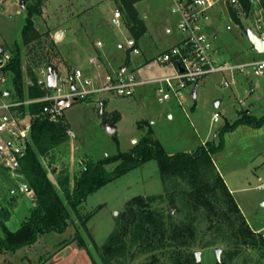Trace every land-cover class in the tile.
<instances>
[{
    "label": "rangeland",
    "instance_id": "374dc122",
    "mask_svg": "<svg viewBox=\"0 0 264 264\" xmlns=\"http://www.w3.org/2000/svg\"><path fill=\"white\" fill-rule=\"evenodd\" d=\"M20 1L0 0V46L9 54L15 44L20 43V32L26 17L28 0H23V8ZM171 6L170 0H142L135 4L146 31L135 44L139 54L130 55V35L121 0H45L41 14L34 17V26L42 35L41 39L30 48L22 49L25 84L30 81L28 70L36 78L40 70L48 67L46 58L57 68L60 76L72 68L86 67L88 59L93 56L100 58L98 68L93 70L99 74L125 66L127 72L133 70L141 75L146 68L150 77L171 73V68L166 69L150 59L156 52L171 47L180 36ZM117 8L123 15L121 28L111 24L112 12ZM244 24L249 25L248 21L241 22V26ZM213 25L217 37L212 42L230 62L243 63L264 58L253 49L244 29L242 32L232 25L231 30H226V21H214ZM58 33H61L59 39L56 38ZM98 41L102 43L100 48L96 47ZM146 61L148 63L143 65ZM220 81V75H210L198 81L194 98L191 85L183 93L180 104L173 98L159 102L157 83L138 86L132 97L102 93L87 101L73 103L65 111L63 122H67L66 129H71L74 137L70 140L67 135V142L55 151L60 158L56 169L67 166L72 176L80 169L84 159L98 162L128 153L148 131L167 154L189 153L201 144L213 141L225 123H232L245 111L256 118L264 116V75L240 79L231 88L220 86ZM6 87H12L10 76ZM245 90L248 92L245 93ZM54 92V89L47 90L49 94ZM102 99L105 100L103 105ZM240 100L243 103L240 104ZM216 101H220L217 108L214 107ZM214 113L219 114L218 122L212 121ZM104 120L115 123L114 133L106 131ZM213 163L228 189L232 190L231 194L249 227L264 236V189H256L264 181V130L240 125L227 132L223 150L213 157ZM114 166L115 163L108 164L106 169L112 170ZM163 193L158 164L149 160L87 196L78 211L81 214L93 212L86 227L94 244L101 247L115 230L117 218L124 211L127 201L137 196ZM180 199V195L176 194L174 220H179L183 213H190V209L183 208ZM169 206L168 200H162L152 207L168 213ZM0 207V220L8 230L15 231L29 215L33 203L26 198H16L12 204L0 203ZM179 209L182 213L177 212ZM4 213L9 216L7 220L3 219ZM206 226V223L198 226L194 241V249L201 251L200 264H219L215 247L221 248L223 264H242L241 259L227 260L228 248L224 244L203 248V243L211 235ZM84 238L88 242L86 236ZM91 250L95 264H102L98 253ZM248 255L250 264H264V246L260 253L251 251ZM149 262L145 255H129L122 263L119 259L114 264Z\"/></svg>",
    "mask_w": 264,
    "mask_h": 264
},
{
    "label": "trees",
    "instance_id": "16d2710c",
    "mask_svg": "<svg viewBox=\"0 0 264 264\" xmlns=\"http://www.w3.org/2000/svg\"><path fill=\"white\" fill-rule=\"evenodd\" d=\"M44 1L28 0L20 43L15 44L5 67L19 100L46 94V90L36 85L31 70H28L30 81L26 85L22 70L23 47L30 48L42 36L35 29L34 17L41 14ZM140 1L121 0L126 11L125 23L134 47L146 31L134 7ZM231 15L240 24L233 11ZM46 63L57 70L47 58ZM43 105L39 103L28 107L29 113L35 116L30 130L31 142L19 158V171L33 191L35 201L29 215L15 231L8 230L0 220V252H15L30 246L40 236L50 232L63 233L69 222H73V240L91 256V249L96 251L102 264H114L119 259L122 263L129 255H145L152 264H195L194 252L197 250L194 249V241L201 223L207 224L206 230L211 234L203 243V248L224 244L228 248L227 260L241 259L242 264H250L248 252L260 253L264 246V236L249 227L217 171L213 157L223 150L224 135L227 132L240 125L260 128L264 126V116L256 118L245 111L232 123H225L213 141H207L189 153L167 154L148 131L130 152L98 162L84 159L80 169L71 176L67 166L56 169L60 158L55 151L68 140L66 123L49 122L40 115ZM149 160H155L158 164L164 193L137 196L127 201L124 211L117 218L115 230L101 247H97L86 227L93 212L81 214L78 207L90 194ZM112 163H115L114 168L107 170L106 166ZM176 194L180 195L183 208L190 209V213H183L179 220H174L171 211V207L176 204ZM162 200L170 203L168 213L152 207ZM179 211L182 213V209ZM8 217L7 213L3 214V219L7 220ZM224 262V259L219 260V264Z\"/></svg>",
    "mask_w": 264,
    "mask_h": 264
},
{
    "label": "built area",
    "instance_id": "2783aa9c",
    "mask_svg": "<svg viewBox=\"0 0 264 264\" xmlns=\"http://www.w3.org/2000/svg\"><path fill=\"white\" fill-rule=\"evenodd\" d=\"M170 1L171 13L176 16L181 39L176 45L152 58L157 65L171 68L172 72L168 74L141 79L136 71L127 72L126 66L117 71L99 74L92 68L98 67L100 58L93 56L88 59L84 68H72L63 76L57 71L53 88L47 87V68L40 70L36 75V85L46 90V94L19 100L13 85L10 89L6 87L10 74L5 67L10 60V54L5 50L0 54V203L12 204L16 198H26L32 203L35 201L33 191L19 171V158L31 142L30 130L35 118L28 111L31 105L44 103L40 115L49 122L57 123L64 121V113L73 103L87 101L102 93L132 97L138 86L157 83L159 102L173 98L180 104L183 93L191 85L193 91L198 81L210 75H220L219 85L224 88L235 86L240 79L264 75V58L233 63L212 42V39L217 37L214 21H226V30H231L232 25H236L241 31L244 29L245 34L250 30L264 41V0ZM231 11L235 13L240 24L234 21ZM243 21H248L249 25L241 26ZM111 24L116 28L123 26V15L118 8L112 12ZM129 44V54H139L138 48L132 46L131 42ZM101 46V42H96V47ZM48 89H54L55 92L49 94ZM247 92L245 90V93ZM239 103L243 102L240 100ZM218 120L219 114L214 113L212 121ZM66 134L70 140L74 137L69 128L66 129ZM256 189H264V181L260 182Z\"/></svg>",
    "mask_w": 264,
    "mask_h": 264
},
{
    "label": "crops",
    "instance_id": "0c3cea01",
    "mask_svg": "<svg viewBox=\"0 0 264 264\" xmlns=\"http://www.w3.org/2000/svg\"><path fill=\"white\" fill-rule=\"evenodd\" d=\"M180 39L181 37L179 36L178 40L173 45H176ZM130 42L131 41H129V43ZM159 52H156V54ZM153 57L150 59L152 60ZM147 61L143 65L147 64ZM97 68H92V70L96 71ZM164 68L167 69L168 67ZM142 71L144 72L143 75L138 72L141 79H151L163 75L160 74L150 77L147 76L150 72H147L146 68H143ZM102 102L103 105L105 100L102 99ZM252 129L261 131L264 130V126ZM230 192L232 193V190H230ZM74 225L75 223L69 222L63 233L50 232L44 234L40 236L34 244L22 247L15 252H0V264H95L93 257L86 251V249L79 247L73 240Z\"/></svg>",
    "mask_w": 264,
    "mask_h": 264
},
{
    "label": "water",
    "instance_id": "95a60500",
    "mask_svg": "<svg viewBox=\"0 0 264 264\" xmlns=\"http://www.w3.org/2000/svg\"><path fill=\"white\" fill-rule=\"evenodd\" d=\"M20 6L21 8L24 7V1L21 0L20 1ZM246 36L248 38V40L250 41L251 45L253 46L254 50L258 53H264V41L260 40L258 37H256L254 35L253 32H251L250 30H247L246 32ZM61 37V33H58L56 35V38L59 39ZM4 51L3 47L0 46V54ZM56 77H57V70H55L53 67L48 66L47 67V87L48 88H53L56 84ZM195 97V89L192 91V98ZM61 103V101L59 102ZM220 104V101H216L214 103V107L217 108ZM99 114H102V107H100L99 110ZM103 125L106 129V131L110 134L114 133L116 130V126L114 124V122L112 121H107L104 120ZM175 206L171 207V211L173 212ZM215 253H216V257L217 260H220V254H221V249L220 248H215ZM200 256H201V251L197 250L194 252V259H195V264H200ZM139 264H152V262L149 263H139Z\"/></svg>",
    "mask_w": 264,
    "mask_h": 264
}]
</instances>
